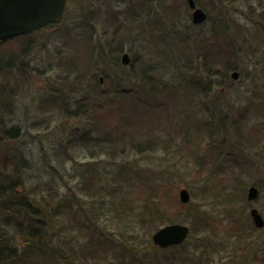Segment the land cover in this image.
<instances>
[{
  "label": "trees",
  "instance_id": "trees-1",
  "mask_svg": "<svg viewBox=\"0 0 264 264\" xmlns=\"http://www.w3.org/2000/svg\"><path fill=\"white\" fill-rule=\"evenodd\" d=\"M182 2L188 9L187 0ZM196 2L208 12L207 22L212 23L207 35H198L193 39L188 35H179L174 19L177 8L171 7L169 10L173 16L170 19L172 33L181 36V42L186 43V50L191 58L187 63L178 66L180 74L172 83L175 86L169 84V87L161 88L160 82L163 78L153 75L159 70L156 64L141 67L137 71L135 56L129 64H124L121 55L124 51L122 43L109 44V50L115 58L112 66L121 70L109 73L103 71L100 75L103 80L97 75L90 76L89 79L84 76V70L87 69L82 67L80 58L89 53L90 39L87 36L73 38L70 40L74 42L71 46L68 42V47L59 48L57 58L61 69L60 78L66 80L68 75L75 74V85L84 83L85 87L72 110L68 108L67 93L64 90L45 85L47 91L43 106L52 110L62 109L63 117L67 120L76 117H85L87 120L84 128L77 126L70 129V132L64 131L59 147L60 154L65 153L73 158L76 177L67 173L65 164L55 166L50 161L49 165L45 164L48 178L42 181V185L29 188L27 183L30 175L28 173L25 179L24 171L30 170L31 166L24 153L19 149L11 155L8 151L1 153L4 163L0 166V264H212L213 256L217 255V251L225 249L229 237L234 235L240 240H245L248 235L250 239L247 249L253 254L258 238H253V233L248 232L236 218L222 225L226 235L215 246L209 242L203 245L200 243L194 245L188 253L184 252V244L171 247L172 252H167L168 248H158L161 251L159 252L152 239L150 243L156 249L153 253L146 250L145 245L130 247L99 224L97 211L112 209L113 205H119L120 213L135 212L139 225L151 223L153 217H157L154 215L155 206L161 207L165 200L172 199L170 208L174 206L175 195L172 193L170 181L168 183L166 178L156 177L149 181L147 177L155 176L154 173L143 175L139 167L122 158L128 145H134L141 150L154 146L157 139L153 134H156L155 126L161 123L160 111L165 112L169 104L172 107L180 101L174 102V88L182 84L187 87L192 82L196 93L198 91L205 96L217 84L220 96L226 101V89L232 72L238 70L242 75L245 73V53L250 52L257 58L253 63L254 67L264 65V14L262 18L256 19V30L251 34L231 14L228 7L231 0L224 4L219 17L215 19L203 0ZM59 25L51 24L47 27ZM41 30L43 29L38 31ZM38 31L0 41V44L10 45L4 56L6 58L11 55L9 63L16 58V48L23 45L24 51L31 50L33 37ZM191 41L198 51L197 56L189 48L188 43ZM4 57L0 50V59ZM196 58L199 61L195 66L193 60ZM200 68L202 73L191 74L192 70ZM263 69L264 66L261 70L264 71ZM139 77L143 83L139 82ZM255 88L248 103L239 109H234L232 104L230 109L229 106L218 104L212 110L209 102H205L204 107L201 106L202 102L198 103L200 109L196 104L191 105V110L186 108L179 111L180 108H172L176 112L173 117L169 113L171 118L166 119L167 124H177V116L183 120L177 128L181 131L177 133L182 142L176 148L179 149L178 154L192 157V163L199 165L197 167L200 172L207 170L209 176L205 177L206 184L216 181L220 185L223 182L224 188L234 187L238 190L244 175H248L252 178L251 184L260 188V194L264 191V180L256 178L257 171L263 167V159L254 150L264 139V95L261 86ZM160 90L167 96L159 93ZM156 95L166 98L156 99ZM185 95L183 100L186 102L188 92ZM248 117L252 118L251 126L247 124ZM137 130L144 135L138 134ZM230 134L232 141L228 142L227 135ZM200 136L207 137L209 141L207 158L198 151L200 144L197 139ZM244 144L249 150L232 148ZM85 148L90 152L91 159L75 160L74 154ZM101 153H105L104 158H100ZM180 156L183 158L184 155ZM60 158L62 162L64 157ZM208 161L214 162L212 167L207 166ZM136 164L140 165L137 162ZM61 171H65L70 179L77 178V181L73 184L59 182L57 175H61ZM222 171H228V175L230 171L233 175L217 178L216 173ZM207 186L209 189L210 186ZM120 194L121 199H117L116 196ZM229 199L234 200V196L231 195ZM240 199H246V194H241ZM163 218L162 220L172 221L167 212ZM196 221L203 228L210 226L213 230L220 229L219 219L211 221L205 215H197ZM252 230H255L254 226H251L250 231ZM71 234L76 237L74 241L73 238L69 240ZM263 259L264 252L261 251L258 260L262 263ZM228 264L235 262L230 261Z\"/></svg>",
  "mask_w": 264,
  "mask_h": 264
},
{
  "label": "rangeland",
  "instance_id": "rangeland-1",
  "mask_svg": "<svg viewBox=\"0 0 264 264\" xmlns=\"http://www.w3.org/2000/svg\"><path fill=\"white\" fill-rule=\"evenodd\" d=\"M203 1L213 19L219 17L224 4L228 2V0ZM231 1L228 7L233 17L238 23L246 27L248 33H254L256 19L262 18L264 14V0L261 2L260 0H250V2H247V0ZM171 7L177 8L174 19L179 35L183 37L188 35L193 39L195 36L208 34L212 23L207 22V20L204 23L195 24L192 21V11L189 5L187 9L182 0H71L67 4L65 20L59 26L45 27L43 30L38 31L33 37V45L30 51H24L23 45L16 48L15 50L18 51L16 58L9 63L11 55L9 54L6 58L4 56L10 45L0 44V50L4 57L0 59V166L4 163L1 157L2 152L8 151L11 155L19 149L24 153L26 160L30 161V170L24 171L25 179H27L28 173L30 175V181L27 183L29 188L38 184L42 185V181L48 178L45 164L49 165L50 161L55 166L65 164L67 173H72L76 177L72 165L73 158H69L65 153L60 154L59 147L63 140L64 131L68 130L70 132V129L77 126L84 128L87 125V120L85 117L67 120L63 117L64 111L62 109L52 110V108L43 106L44 95L47 91L45 85L64 90L67 93L68 108L72 110L77 105L75 101L83 93L81 90L85 87V84L75 85V74L68 75L66 80L60 78L61 69L57 58L58 50L60 47H68V42L73 38L87 36L90 39L89 53L80 58L82 67L87 69L84 70L86 71L84 73L86 79L94 75L98 77L103 71L109 73L121 70L112 66L115 58L109 50V44L114 45L117 42L123 44V53L128 52L131 59L134 56L137 57V71L141 67L156 64L159 66V70L157 74L154 73L153 75L156 78H163L160 82L161 88L169 87V84L175 86L172 83L180 74L178 66L187 63L191 58L189 57L190 54L187 53L186 43L181 42V36L172 33V20L170 21V19H173V16L172 12H169ZM77 35L78 37H76ZM73 43L71 41L70 46ZM188 45L190 50L197 56L198 51H196L194 42L191 41ZM256 60L257 58L252 53H245L243 62L245 73L240 74L237 79L230 77L231 81L226 89V101L223 96H220L217 84H214V90L205 96L200 95L198 91L196 93V90L192 87V82L187 87L182 84L174 88L176 94L174 102L180 101L172 107L169 104L167 111H160L161 123L156 125L154 129L156 134L153 135L157 139L154 146L146 150L136 148L134 145L127 146L122 158L139 167L143 175L154 173L155 176L147 177L149 181L156 177L158 179L166 178L168 183L171 182L172 193L175 195L173 199L174 206L170 208L172 199L165 200L161 207L155 206L154 215L157 217H153L151 223L139 225L136 221L135 212L128 211L126 213L125 211L120 213L119 205L117 207L113 205L112 209L97 211L100 217V225L130 247L145 245L146 250L153 253L156 249L161 252L158 249L159 247H155V249L154 245L150 243L153 233L158 228L171 222L184 223L191 228L190 236L183 245L184 252L188 253L191 252L194 245L200 243L203 245V243L209 242L215 246L221 237L226 235V230L222 225L230 219L236 218L241 221L248 232L253 233V238H258L254 247L255 251L252 254L247 249V242L250 239L248 235L245 240H240L234 235L229 237L227 247L217 251V255L213 256L212 264H228L230 261L235 262V264H238L239 261H241L240 264H264V259L262 263L258 260L261 251L264 252V228L258 229L255 227L250 217L252 207L258 208L264 216V191L256 200L249 201L247 191L252 183V178L244 175L238 190L234 187L224 188L223 182L218 185V182L212 181L207 183L209 186L212 184L209 192L205 183V177L209 176L207 170L200 172L201 170L197 167L199 165L192 163V157L179 153L182 156L184 155L181 158L177 151L179 149H176L182 143L177 133L181 132L177 128L182 124V118L176 117L177 124H174L175 126L166 123V119L171 118L170 115L172 117L175 115L176 112L172 109L175 107L180 108L179 111L186 108L191 110V105L197 104L196 107L200 109L198 103L203 102L201 106L204 107L205 102H209L212 110L215 108L214 105L218 106V104L229 106V109L232 104L234 109H239L248 103L249 97L256 89L255 87L261 86V92L264 95V71L261 70L264 65L259 68L254 67L253 63ZM198 61V58L193 60L195 66ZM166 62L167 64H165ZM195 72L202 73L203 70L201 68L194 69L191 74ZM139 82L143 83L140 77ZM187 92L186 102L188 103L183 100ZM159 93L167 96L162 90ZM155 98L164 99L166 97L156 95ZM199 112L197 114H200ZM247 124L249 126L253 124L252 118L248 117ZM137 131L138 134L144 135L139 130ZM227 140L228 142L232 141L231 134L227 135ZM197 141L200 144L199 153H203L207 158L210 149L209 144H207L209 143L207 137L200 136ZM232 148L248 149L246 144L240 147L233 146ZM254 150H257L263 159V167L260 168H263V170L259 169L257 171L256 178L264 180V139ZM60 157H64L62 162ZM104 157L105 153H101L100 158ZM74 159L87 161L91 159L90 152L87 148L81 149L74 154ZM136 162L140 165H137ZM213 164V161L207 162V166L212 167ZM230 175H233L230 171L229 175L228 171L216 173L219 179L228 178ZM210 176L215 177L214 175ZM57 180L73 184L77 181V178L70 179L65 171H61V175H57ZM59 188H62L61 185ZM182 188H186L190 192L191 200L189 203L183 204L180 202L179 191ZM244 189L245 191H243ZM244 193L246 199L241 200L240 196ZM121 195H117L116 198L121 199ZM231 195L234 196V200L229 199ZM176 202H179V204H176ZM166 212L170 214L171 222L162 220ZM197 215H205L211 221L219 219L220 224L219 226L217 224V226L220 229L213 230L210 226L204 228L201 225L198 226L196 223ZM251 226L252 228L254 226L255 230L250 231ZM72 238L74 241L76 237L72 234L69 235V240ZM172 251V248L167 249V252Z\"/></svg>",
  "mask_w": 264,
  "mask_h": 264
},
{
  "label": "water",
  "instance_id": "water-1",
  "mask_svg": "<svg viewBox=\"0 0 264 264\" xmlns=\"http://www.w3.org/2000/svg\"><path fill=\"white\" fill-rule=\"evenodd\" d=\"M193 10L192 20L195 24L207 20V12L197 5L195 0H188ZM67 0H0V41L11 37L29 34L51 23H61L64 20ZM124 64H129L130 55H122ZM233 78L239 77V72L232 74ZM101 80L103 78L101 77ZM259 195V188L252 185L248 188L247 197L250 201ZM180 200L188 203L191 200L190 192L182 188L179 193ZM251 216L258 228L264 227V217L257 208H252ZM190 233V227L183 223H171L159 228L152 236L155 244L160 247L181 244Z\"/></svg>",
  "mask_w": 264,
  "mask_h": 264
}]
</instances>
